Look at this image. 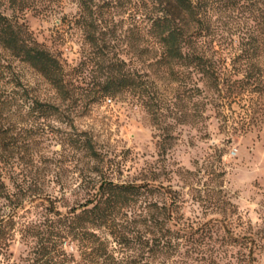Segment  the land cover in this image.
Instances as JSON below:
<instances>
[{"label": "trees", "instance_id": "16d2710c", "mask_svg": "<svg viewBox=\"0 0 264 264\" xmlns=\"http://www.w3.org/2000/svg\"><path fill=\"white\" fill-rule=\"evenodd\" d=\"M54 1L0 0V255L10 257L19 232L31 245L23 264H258L263 238L232 230V202L216 199L220 212L212 217L187 210L189 199L202 196L187 198L186 186L104 178L88 182L83 202L61 210L57 188L46 182L51 157L38 146L66 109L34 96L14 61L37 70L63 101L77 95L75 72L86 69L96 99L132 95L165 136L174 123L201 121L209 108L222 129L232 123L247 132L251 113L264 115V0H78L70 22L87 49L71 68L23 19L47 13ZM125 5L133 15L128 57L116 49L109 18ZM69 139L61 155L80 149L100 157L87 131ZM26 195L47 203L35 219L19 212Z\"/></svg>", "mask_w": 264, "mask_h": 264}, {"label": "rangeland", "instance_id": "374dc122", "mask_svg": "<svg viewBox=\"0 0 264 264\" xmlns=\"http://www.w3.org/2000/svg\"><path fill=\"white\" fill-rule=\"evenodd\" d=\"M77 5L78 0H55L47 13L28 11L23 18L35 38L59 54L68 68L77 65L87 49L82 32L70 22ZM7 12L11 14L10 9ZM110 17L117 24L116 49L128 57L131 48L125 34L133 19L131 9L127 5L115 8ZM14 65L34 96L66 109L63 116L52 119L50 135L38 146L51 157L46 182L57 188L53 198L61 210L83 202L92 192L88 182L104 178L186 186L187 198L202 196L189 199L187 210L208 213V217L220 212L212 202L219 197L229 199L232 230L258 231L263 247L256 249L255 255L257 263L264 264V115L261 111L251 113L255 123H251L247 132L232 123L222 129L220 118L212 108L197 123L173 124V118H167L173 124L170 130L173 135L169 137L132 95L96 99L86 69L75 72L77 95L63 101L56 89L29 64L15 60ZM235 108L238 109L237 105ZM77 131H87L94 138L100 152L98 159L88 157L80 149L61 155L63 144H68L71 134ZM1 202L3 207L9 204L8 200ZM46 206L42 198L26 195L19 212L31 220L44 213ZM30 249V243L17 232L9 246L10 257L0 255V264L13 261L23 264L22 258Z\"/></svg>", "mask_w": 264, "mask_h": 264}]
</instances>
